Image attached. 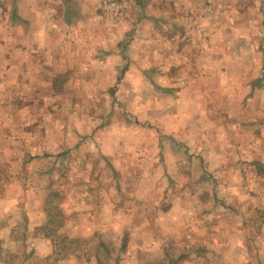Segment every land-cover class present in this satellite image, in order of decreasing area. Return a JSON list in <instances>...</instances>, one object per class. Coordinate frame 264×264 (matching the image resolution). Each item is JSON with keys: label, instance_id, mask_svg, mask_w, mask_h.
I'll return each mask as SVG.
<instances>
[{"label": "rangeland", "instance_id": "374dc122", "mask_svg": "<svg viewBox=\"0 0 264 264\" xmlns=\"http://www.w3.org/2000/svg\"><path fill=\"white\" fill-rule=\"evenodd\" d=\"M112 25L0 79V264H264V39Z\"/></svg>", "mask_w": 264, "mask_h": 264}, {"label": "crops", "instance_id": "0c3cea01", "mask_svg": "<svg viewBox=\"0 0 264 264\" xmlns=\"http://www.w3.org/2000/svg\"><path fill=\"white\" fill-rule=\"evenodd\" d=\"M103 1L0 0V79L34 70L38 61L43 70L64 65L71 60L75 36L88 38L90 31H102L113 22L115 28L121 23L133 30L134 43H150L144 40L154 37L145 30L159 29L161 49L174 56L186 50L203 54L217 30L224 38L240 36L242 26L237 24L242 23L244 39H264V0H115L124 7L122 18L105 11ZM3 87L0 82L6 92Z\"/></svg>", "mask_w": 264, "mask_h": 264}, {"label": "built area", "instance_id": "2783aa9c", "mask_svg": "<svg viewBox=\"0 0 264 264\" xmlns=\"http://www.w3.org/2000/svg\"><path fill=\"white\" fill-rule=\"evenodd\" d=\"M102 6L105 11H107L111 16H122L123 15V6L114 2L113 0H104Z\"/></svg>", "mask_w": 264, "mask_h": 264}]
</instances>
